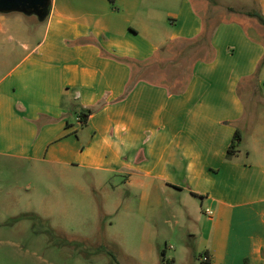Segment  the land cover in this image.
Segmentation results:
<instances>
[{"label": "crops", "instance_id": "obj_1", "mask_svg": "<svg viewBox=\"0 0 264 264\" xmlns=\"http://www.w3.org/2000/svg\"><path fill=\"white\" fill-rule=\"evenodd\" d=\"M147 1L50 0L41 37L22 41L17 59L1 63L0 163L142 171L148 195L176 188L194 199L181 207L199 225L189 235L207 264H264V146L246 151L252 161L240 158L242 150L225 159L245 115L238 84L257 70L264 44L240 22L218 21L211 0H164L163 12ZM149 9L156 13L148 17ZM205 26L214 53L196 60L182 91L136 66L139 78L125 93L132 66L118 58L145 61ZM47 199L72 211L67 195Z\"/></svg>", "mask_w": 264, "mask_h": 264}, {"label": "rangeland", "instance_id": "obj_2", "mask_svg": "<svg viewBox=\"0 0 264 264\" xmlns=\"http://www.w3.org/2000/svg\"><path fill=\"white\" fill-rule=\"evenodd\" d=\"M153 1L162 4V11L166 0ZM210 3L219 6L218 21L230 17L243 24L248 37L264 44V25L244 16L246 12L263 15L264 0ZM223 7H233L228 8L233 13ZM154 13L149 9L148 17ZM44 25L34 13L0 12V26L7 28L0 32V78L2 66L22 52L20 43L38 40ZM7 35L13 36L12 41ZM168 50L159 59L162 66L149 70L148 76L170 82L181 77L180 83L187 80L186 85L196 60L208 56L203 43L186 40H174ZM242 81L236 90L245 112L236 125L241 136L238 149L242 160L252 161L255 154L248 156L246 151L264 146V62ZM18 165L14 160L0 163V264H207L196 247L198 238L189 235L199 225L181 207L194 203L186 190L172 188L161 194L152 189L148 195V177L132 169L66 171L44 163L33 168ZM128 179L147 184H128ZM54 195L69 196L72 211L65 215L55 203L53 208L47 196Z\"/></svg>", "mask_w": 264, "mask_h": 264}, {"label": "trees", "instance_id": "obj_3", "mask_svg": "<svg viewBox=\"0 0 264 264\" xmlns=\"http://www.w3.org/2000/svg\"><path fill=\"white\" fill-rule=\"evenodd\" d=\"M112 6L114 5V2L115 0H107ZM246 15L248 16H253L255 18H257V20L264 25V16L262 14H257V13H249V12H246L245 13ZM211 34H212V30L211 29H206V30H203L196 39L190 41L192 43L194 42H199V43H203V45L205 46V48L208 50V51H212L213 52V49H212V46L210 44V38H211ZM174 40H170L168 42H166L165 44H163L162 46H160L155 52L154 54L148 58L147 60L145 61H134L133 59H130V58H118L119 60H122V61H125L127 63H129L131 66H132V75L130 77V81L128 82L127 86H126V91L125 93L130 90L134 84V82L139 78V71H136L135 70V67L136 66H139V67H143L144 69H146L144 72L146 73L147 70L149 72V70H152V69H157V68H160L162 66V63L161 61H159L160 58H162L163 56L167 55L168 53H170V51L168 50L169 48V45L171 42H173ZM209 54V53H208ZM213 56V53L212 55ZM264 62V55L262 56V58H260L259 60V63H258V66L260 63ZM151 63L155 64L154 66L151 65ZM152 67H151V66ZM257 66V67H258ZM148 80L150 81H153V82H159V83H163V84H166V85H169L171 82L173 83H176L177 84V87L174 88L177 92H180L184 89L185 87V83L187 82V80L183 83H180L181 82V77H176V78H172L171 82L167 79H165L164 77L163 78H153L151 76H148ZM174 80V81H173ZM172 90V89H170ZM91 110L89 109H85L84 111H81L79 113V118L81 120L82 123L86 122L87 120V117L88 115L90 114ZM241 141V136H240V132L238 129H235L233 135H232V138H231V141L229 143V145L227 146L226 148V152H225V159L226 160H230L234 155H236V153L238 152V143Z\"/></svg>", "mask_w": 264, "mask_h": 264}, {"label": "water", "instance_id": "obj_4", "mask_svg": "<svg viewBox=\"0 0 264 264\" xmlns=\"http://www.w3.org/2000/svg\"><path fill=\"white\" fill-rule=\"evenodd\" d=\"M50 0H0V12L18 11L25 14H36L40 20L49 13Z\"/></svg>", "mask_w": 264, "mask_h": 264}]
</instances>
